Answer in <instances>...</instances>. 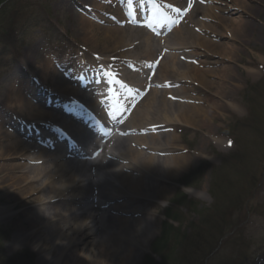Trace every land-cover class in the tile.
Instances as JSON below:
<instances>
[{
  "label": "bare ground",
  "instance_id": "obj_1",
  "mask_svg": "<svg viewBox=\"0 0 264 264\" xmlns=\"http://www.w3.org/2000/svg\"><path fill=\"white\" fill-rule=\"evenodd\" d=\"M107 1H72L80 15L70 8L84 43L81 51L91 58L78 69L86 85L68 75L61 82L43 80L53 68L47 58L43 73L40 67L33 69L36 75L18 68V89L8 94L0 110V190L4 199L16 203L13 210L23 209L24 219L16 227L26 238L18 237L16 247L31 244L34 252L43 254L42 264H138L144 255L139 238L151 241L158 233L152 221L159 213L158 201L167 198L169 183L190 166L191 159L184 155L186 140L175 134L205 129L217 113L205 110L219 99L208 92L216 75L192 57L200 51L226 56V47L217 43L231 35L218 37L205 22H214L215 28L234 24L239 31L246 27L241 21H224L214 8L195 14L187 0H166L160 12L147 0H117L119 16L105 22L94 5L105 6ZM234 2L237 9L243 6L240 0ZM176 12L188 14L183 27L190 23L196 33L192 39L184 37L182 27L171 32L175 39L165 31L151 35L149 21L136 19L137 14L165 16V30H171L174 22L166 14ZM95 28L110 48L88 47ZM115 77L124 79L121 85ZM234 82L224 84L234 87ZM32 91L38 92V105L23 96ZM109 102L126 111L113 115L114 125L102 137V147L76 151L93 135L88 125L82 128L81 120L97 124L100 106ZM46 106L56 110L45 112ZM98 149H103L101 158L94 160L91 155Z\"/></svg>",
  "mask_w": 264,
  "mask_h": 264
},
{
  "label": "rangeland",
  "instance_id": "obj_2",
  "mask_svg": "<svg viewBox=\"0 0 264 264\" xmlns=\"http://www.w3.org/2000/svg\"><path fill=\"white\" fill-rule=\"evenodd\" d=\"M7 1L0 0V7L11 4L6 10L10 19L0 18L2 29L7 30V34L0 36V54H9L0 55V110L8 94L18 89L16 80L21 77L18 68L36 75L33 69L40 67L43 73V61L53 60L52 70L42 78L50 84L61 82L64 74L74 72L77 61L91 59L83 52L84 43L79 39L81 34L70 11L72 8L73 13L80 15L75 2L72 6L76 0H12L8 4ZM116 1L108 0L106 6L94 5L102 11L99 16L102 21L110 22L119 16ZM240 1L243 6L237 9L238 2L234 0L209 3L192 0L195 14L214 8V14L224 21H241L246 27L239 31L234 24L215 28L214 22H205L212 25L218 37L231 35L229 40L217 43L226 47V56L221 52L200 51L192 57L204 65V70L216 75L210 80L208 92L219 99L214 105L208 103L205 110L215 109L217 113L213 120L209 118L207 128L180 129L175 134L186 140L182 145L187 150L184 155L191 159L190 166L180 179L169 183L167 188L171 192L167 198L158 201L159 213L152 219L158 233L151 241L139 238L144 255L138 264L264 263V106H258L264 100V0ZM151 2L164 9L166 0ZM172 15L173 20L180 17L178 13ZM52 26L58 31H52ZM193 33L196 34L187 23L183 27L184 37L192 39ZM53 36L54 40L50 38ZM91 44L88 47H109L99 28H95ZM230 72L231 76H227ZM224 81H235L234 87ZM37 94L32 91L31 95L23 96L29 104L38 105ZM5 131L13 132L8 128ZM4 194L0 190V232L4 234L1 247L5 257L27 254L32 255L31 264H42L43 254L34 252L31 244L16 247L18 237L26 238L25 231L16 227L24 219L23 209L13 210L16 203L8 202ZM167 207L174 211L175 214L171 213L174 219L164 217ZM4 218L12 220L6 222ZM230 236L233 241L227 244ZM169 239L174 248L169 247ZM21 264L29 263L23 260Z\"/></svg>",
  "mask_w": 264,
  "mask_h": 264
},
{
  "label": "trees",
  "instance_id": "obj_3",
  "mask_svg": "<svg viewBox=\"0 0 264 264\" xmlns=\"http://www.w3.org/2000/svg\"><path fill=\"white\" fill-rule=\"evenodd\" d=\"M12 0H8L6 3L8 4V3H10ZM2 3V2H1ZM1 3H0V5H1ZM11 4H8V5H5V6H3V7H0V18L1 17H6V18H8V19H10L8 16H7V13H6V10L8 9V6H10ZM23 10H25V8H21V12L23 11ZM22 15H24V11H23V14ZM21 15V16H22ZM25 26H27V25H24L23 27H25ZM3 28V26L2 25H0V36L2 37V35L3 34H7V30H5V32H4V29H2ZM0 45H1V42H0ZM254 100V98H252L251 100H249V103L251 102V101H253ZM259 105H262V106H264V100H263V98L261 99V102L260 103H258V106ZM232 206H235V205H232ZM171 213H174V211L173 210H171L170 211V215H169V218H172V219H174L172 216H171ZM175 214V213H174ZM165 229V228H164ZM1 235H3L4 236V234L2 233V232H0V264H21L22 263V261L23 260H27V262L29 263V264H31L33 261V259H32V255H27V254H23L22 256H20V257H17V258H7V257H5V253H4V250H3V248L1 247L2 245H1V243H2V241H3V239H4V237H1ZM162 236V235H161ZM232 240V239H231ZM169 247H171V248H174L173 246H174V242L171 240L170 241V239H169ZM231 241H229L228 243H230ZM192 254H193V252H192Z\"/></svg>",
  "mask_w": 264,
  "mask_h": 264
},
{
  "label": "snow or ice",
  "instance_id": "obj_4",
  "mask_svg": "<svg viewBox=\"0 0 264 264\" xmlns=\"http://www.w3.org/2000/svg\"><path fill=\"white\" fill-rule=\"evenodd\" d=\"M177 11H179V9H177ZM104 119H105V121H106V120H107V116H105ZM97 147H99V146H97ZM96 154L99 155L98 152H97Z\"/></svg>",
  "mask_w": 264,
  "mask_h": 264
}]
</instances>
